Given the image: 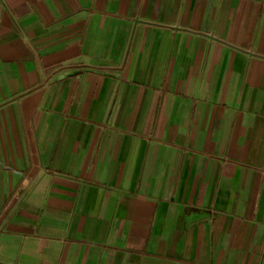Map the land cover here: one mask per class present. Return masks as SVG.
Instances as JSON below:
<instances>
[{
    "label": "crops",
    "instance_id": "obj_1",
    "mask_svg": "<svg viewBox=\"0 0 264 264\" xmlns=\"http://www.w3.org/2000/svg\"><path fill=\"white\" fill-rule=\"evenodd\" d=\"M0 264H264V0H0Z\"/></svg>",
    "mask_w": 264,
    "mask_h": 264
}]
</instances>
